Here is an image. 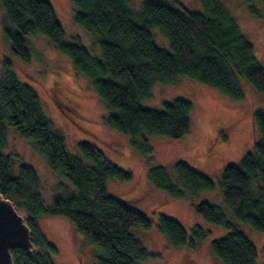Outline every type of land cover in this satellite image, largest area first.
<instances>
[{
	"label": "trees",
	"instance_id": "obj_1",
	"mask_svg": "<svg viewBox=\"0 0 264 264\" xmlns=\"http://www.w3.org/2000/svg\"><path fill=\"white\" fill-rule=\"evenodd\" d=\"M200 1L204 12L179 9L162 0H144L138 12L131 9V0H73L75 21L95 36L101 57L91 55L81 43L65 39L48 0H0V19L3 35L22 64H44L28 36L40 34L49 39L76 70L91 80L109 110L104 122L131 136L132 143L150 155L153 147L145 134L180 139L190 130L193 112L192 102L185 98L164 102L163 110L142 106L141 100L150 96L156 80L168 83L186 75L241 100V77L264 96V66L255 55L251 39L221 0ZM154 27L169 38L170 50L156 45ZM253 121L260 134L253 150L238 164L226 165L218 181L178 161L173 166L177 183L172 182L165 167L158 165L150 169L151 185L172 197L218 186L233 215L264 232V106L254 109ZM9 126L30 141L60 176L59 192L50 204L40 196L39 178L32 166L3 152ZM136 138L141 141L136 142ZM78 148L79 154L67 150L63 135L54 130L43 112L37 93L5 62L0 78V192L27 215L37 247L34 252L12 249L14 264H53L49 256L52 246L40 233L37 220L57 215L67 217L86 244L96 247L97 264H139L150 256L131 229H149L151 221L106 188L109 180H129L130 173L110 162L90 142L81 141ZM195 211L229 231L211 244L213 255L222 264H256L254 244L221 207L201 201ZM158 229L176 246L187 242L186 230L173 218L161 215ZM193 232L197 239L206 236L199 226Z\"/></svg>",
	"mask_w": 264,
	"mask_h": 264
},
{
	"label": "rangeland",
	"instance_id": "obj_2",
	"mask_svg": "<svg viewBox=\"0 0 264 264\" xmlns=\"http://www.w3.org/2000/svg\"><path fill=\"white\" fill-rule=\"evenodd\" d=\"M48 1L64 29L65 39L79 42L91 55L101 57L95 36L75 21L73 0ZM143 1L131 0V9L138 12ZM162 1L179 9L205 10L200 0ZM221 1L235 17L241 31L251 39L255 55L264 66V0ZM152 35L158 47L170 50L169 38L159 28H152ZM28 40L44 64L36 61L33 66H26L19 61L3 35L0 19V78L5 62H9L21 81L37 93L43 112L54 130L63 135L70 153L79 154L78 143L87 141L96 145L114 165L130 173L129 180H109L106 188L110 195L121 199L151 221L149 229H131L135 239L150 254L139 264H222L213 255L211 244L229 231L208 222L195 211V205L201 201L221 207L227 218L254 244L256 264H264V232L255 230L233 215L224 203L220 187L194 195L186 193L184 197H172L165 190L153 187L149 177L150 169L160 165L165 167L172 182L177 183L173 166L182 161L216 182L226 165L238 164L245 153L253 150L260 137L253 121V111L264 106V96L253 85L240 77L244 97L236 100L186 75H179L175 81L168 83L156 80L151 86L150 96L142 99L141 105L163 110L164 102L185 98L193 104L191 127L187 135L176 140L145 134L153 147L152 154L145 155L132 143L131 136L114 130L104 122L108 107L95 92L88 77L76 70L49 39L34 34L28 36ZM65 102L71 106H64ZM135 141L139 142L141 138ZM3 152L13 155L17 162L23 161L32 166L39 178L40 196L45 204H50L59 192L61 178L33 149L30 141L9 126L7 146ZM66 184L72 189L70 183ZM161 215L177 220L184 227L187 232L185 245H174L159 231ZM37 225L52 246L49 256L53 264H97L99 251L95 246L86 244L83 235L67 217H41ZM197 226L206 232L204 239L195 237L193 230Z\"/></svg>",
	"mask_w": 264,
	"mask_h": 264
},
{
	"label": "water",
	"instance_id": "obj_3",
	"mask_svg": "<svg viewBox=\"0 0 264 264\" xmlns=\"http://www.w3.org/2000/svg\"><path fill=\"white\" fill-rule=\"evenodd\" d=\"M22 248L36 251L27 215L0 192V264H14L11 250Z\"/></svg>",
	"mask_w": 264,
	"mask_h": 264
},
{
	"label": "flooded vegetation",
	"instance_id": "obj_4",
	"mask_svg": "<svg viewBox=\"0 0 264 264\" xmlns=\"http://www.w3.org/2000/svg\"><path fill=\"white\" fill-rule=\"evenodd\" d=\"M68 102H70V100H68ZM62 103H63V102H62ZM56 104H57V103H56ZM63 105L66 106V107H67V106H71V105H69V103H67V102H65V104H63ZM80 259H81V258H80ZM80 259H79V260H80ZM81 262H82V261H81Z\"/></svg>",
	"mask_w": 264,
	"mask_h": 264
}]
</instances>
